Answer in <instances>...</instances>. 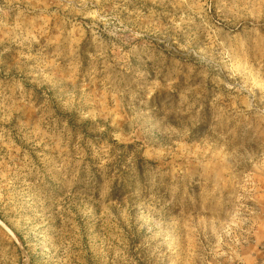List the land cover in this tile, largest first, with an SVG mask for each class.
<instances>
[{
  "label": "rangeland",
  "instance_id": "374dc122",
  "mask_svg": "<svg viewBox=\"0 0 264 264\" xmlns=\"http://www.w3.org/2000/svg\"><path fill=\"white\" fill-rule=\"evenodd\" d=\"M0 264H264V0H0Z\"/></svg>",
  "mask_w": 264,
  "mask_h": 264
}]
</instances>
